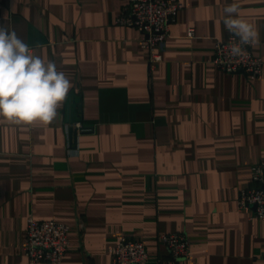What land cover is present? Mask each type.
Returning <instances> with one entry per match:
<instances>
[{"label": "crops", "instance_id": "crops-1", "mask_svg": "<svg viewBox=\"0 0 264 264\" xmlns=\"http://www.w3.org/2000/svg\"><path fill=\"white\" fill-rule=\"evenodd\" d=\"M173 1L183 7L150 69L140 32L115 23L127 0H0V25L72 83L47 124L0 118V264H28L29 215L69 225L58 264H112L122 237L167 264L170 232L191 243L177 264H263L264 219L237 199L264 157V65L250 80L212 57L235 2L264 61V0Z\"/></svg>", "mask_w": 264, "mask_h": 264}, {"label": "built area", "instance_id": "built-area-1", "mask_svg": "<svg viewBox=\"0 0 264 264\" xmlns=\"http://www.w3.org/2000/svg\"><path fill=\"white\" fill-rule=\"evenodd\" d=\"M183 4L173 0H127L115 23L135 27L140 32V46L148 52V65L153 68L161 59L160 51L169 36L170 25ZM194 36V29L187 31ZM233 40L229 33L224 40L214 45L212 62L228 73L242 72L250 80L262 75L264 61L253 54L252 46L246 48L243 60L231 59L226 55V46ZM77 128L87 130L79 123ZM252 185L239 191L238 208L250 217L264 219V157L251 166ZM69 225L54 219H36L29 215L26 219L24 253L28 264H58L68 250ZM160 242L167 248V264L190 255L191 243L181 232L162 233ZM150 255L144 243L135 238L122 237L115 245L112 264H149ZM264 264V255L262 256Z\"/></svg>", "mask_w": 264, "mask_h": 264}, {"label": "clouds", "instance_id": "clouds-1", "mask_svg": "<svg viewBox=\"0 0 264 264\" xmlns=\"http://www.w3.org/2000/svg\"><path fill=\"white\" fill-rule=\"evenodd\" d=\"M223 24L233 34L226 55L243 60L259 43L254 25L240 17L238 3L224 9ZM72 83L56 64L37 54L15 29L0 25V118L15 124H47L58 115Z\"/></svg>", "mask_w": 264, "mask_h": 264}, {"label": "water", "instance_id": "water-1", "mask_svg": "<svg viewBox=\"0 0 264 264\" xmlns=\"http://www.w3.org/2000/svg\"><path fill=\"white\" fill-rule=\"evenodd\" d=\"M76 134V129H74L72 126L69 127V135L70 136H75Z\"/></svg>", "mask_w": 264, "mask_h": 264}]
</instances>
